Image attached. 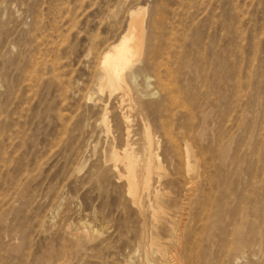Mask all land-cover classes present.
<instances>
[{"label": "rangeland", "instance_id": "obj_1", "mask_svg": "<svg viewBox=\"0 0 264 264\" xmlns=\"http://www.w3.org/2000/svg\"><path fill=\"white\" fill-rule=\"evenodd\" d=\"M225 235L264 264V0H0V264H223Z\"/></svg>", "mask_w": 264, "mask_h": 264}, {"label": "bare ground", "instance_id": "obj_2", "mask_svg": "<svg viewBox=\"0 0 264 264\" xmlns=\"http://www.w3.org/2000/svg\"><path fill=\"white\" fill-rule=\"evenodd\" d=\"M146 15H147V10L144 8L140 7L137 8L136 10L133 11L131 10L129 14L130 21H129L128 29L122 34V36L116 43L112 44L103 53L100 63L101 65L100 82L105 87L119 89L121 85H129L131 81L137 79V75L133 72V70L142 61L147 50L148 35L146 28ZM150 143L148 142V144ZM152 147L150 146V149H152L151 152L153 151ZM124 154H126L127 157L130 158V153L127 149L125 150ZM130 165L133 168L132 162L130 163ZM135 168H137V164ZM142 169L148 170V168H142ZM132 171H136V170H132ZM191 187L192 186H189L188 189L190 190ZM177 233L179 234V230L176 231V234ZM222 240L223 242H225L222 263L226 264V257L227 258L229 257V252L227 251L226 253V235L222 238ZM233 244H236V242L234 241ZM159 253L161 255L162 264H179V261L177 260V257L174 252L160 251Z\"/></svg>", "mask_w": 264, "mask_h": 264}]
</instances>
